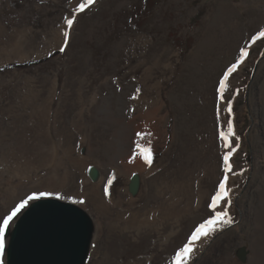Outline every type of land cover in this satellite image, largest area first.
<instances>
[{"label": "rangeland", "instance_id": "obj_1", "mask_svg": "<svg viewBox=\"0 0 264 264\" xmlns=\"http://www.w3.org/2000/svg\"><path fill=\"white\" fill-rule=\"evenodd\" d=\"M84 3L0 0V226L44 194L92 218L87 264H171L227 177L186 264H264V0Z\"/></svg>", "mask_w": 264, "mask_h": 264}, {"label": "water", "instance_id": "obj_2", "mask_svg": "<svg viewBox=\"0 0 264 264\" xmlns=\"http://www.w3.org/2000/svg\"><path fill=\"white\" fill-rule=\"evenodd\" d=\"M98 172L94 171V178ZM139 186L135 178L133 191ZM6 229V264H87L95 225L77 205L34 195ZM247 248L238 256L246 262Z\"/></svg>", "mask_w": 264, "mask_h": 264}, {"label": "snow or ice", "instance_id": "obj_3", "mask_svg": "<svg viewBox=\"0 0 264 264\" xmlns=\"http://www.w3.org/2000/svg\"><path fill=\"white\" fill-rule=\"evenodd\" d=\"M92 3H94V0H85V3L79 6L80 11H83L86 5H91ZM73 22L74 21L72 19H68L67 20L68 26L71 27ZM259 35L261 37H264V31H261ZM64 36L67 37L68 33L65 32ZM60 51H64V49L61 48ZM236 67L237 65L233 64V66L228 70V73L231 74L236 69ZM227 79H228V76L226 75L224 80L226 81ZM225 90H226V85L224 81H221L220 82L221 94H223ZM229 112H231L230 108H229ZM227 127H228L227 134L223 132L220 133L221 139L225 140L226 142L229 140L230 136H234V129L230 121L228 122ZM141 154L144 156L145 163L150 165L151 164L150 156L144 152H142ZM224 166H225L226 172L231 171V165L229 163V156L224 157ZM218 187H219V190L217 191L216 195L211 198L212 203L210 205L213 212L215 213L214 218L200 225V227L196 229L191 240L184 247H182V249L179 252L176 253V264H186V261L189 258V254L193 251L192 242L200 239L201 237H206L209 233L215 231V225L217 223H223L225 225L232 224L233 221L228 211L226 210L217 211V207L221 204V201H227L228 206L229 207L231 206V199H230L229 191L227 188V177H225L224 181L219 183ZM33 198L34 197H30V199H33ZM25 203H27V201H25ZM23 206H24L23 204L20 205V207H23ZM19 210L20 208H16V210L12 212V215H9L6 219H4L3 225L0 226V254H2L3 247H4L3 233L8 228L9 222L13 219V216H15Z\"/></svg>", "mask_w": 264, "mask_h": 264}, {"label": "bare ground", "instance_id": "obj_4", "mask_svg": "<svg viewBox=\"0 0 264 264\" xmlns=\"http://www.w3.org/2000/svg\"><path fill=\"white\" fill-rule=\"evenodd\" d=\"M1 29H2V28H0V30H1ZM2 32H3V31H1V33H2ZM12 35H13V34H12ZM3 37H4V36H3ZM4 38H5V37H4ZM4 38H2V39L4 40ZM7 41H8V42H11V40H8V39H7ZM3 42H4V41H3ZM3 42H2V43H3ZM4 43H5V42H4ZM3 45H4V44H3ZM5 46H7V45L5 44ZM14 46H15V45H14ZM1 49H2V48H1ZM3 49H4V47H3ZM3 49H2V50H3ZM158 134H159V132H157V130L153 132L152 137H151V143L154 142V141H156V139L158 138ZM14 135H15V134H14ZM156 135H157V136H156ZM148 139H149V138H148ZM34 141H35V140H34ZM31 142H32V141H31ZM36 147H37V146H36ZM34 152H35V151H34ZM144 153H146V154L149 155L148 152H145V151H144ZM141 156H142L141 158L143 159V161H142V162H139V161H140V160H139V161L136 163V166H137V168H138L139 170H146L147 168H149V166H148L147 163H145L144 156H143L142 154H141ZM139 157H140V156H139ZM47 160H48V159H47ZM37 161H38V160H37ZM80 161H81V160H80ZM44 162H45V161H44ZM32 165H33V164H32ZM35 165H37V164H35ZM30 166H31V165H30ZM26 168H27V167H26ZM50 177H51V176H50ZM70 177H71V176H70ZM72 178H73V177H72ZM47 186H48V185H47ZM6 192H7V191H6ZM85 192H86V191H85ZM104 196H105V195H104ZM131 203H132V202H131ZM163 209H164V208H163ZM163 209L160 210V213H163L164 215H167V211H166V210L164 211ZM148 210H149V209H148ZM98 212H99V211H98ZM142 212H143V211H142ZM160 213H159V214H160ZM168 213H169V212H168ZM173 214H174V215H178V214H179V211H177V210H176V211H173ZM156 215H157V214H156ZM179 215H180V214H179ZM135 216H136V215H135ZM157 216H158V215H157ZM160 216H161V215H160ZM162 216H163V215H162ZM135 219H137V218L134 217L133 222L136 221ZM159 219H160V218H159ZM164 219H165V218H164ZM12 223H13V222H12ZM129 223H130V221H129ZM11 225H12V224H11ZM209 234H210V233H209ZM209 234H208V235H209ZM208 235H207V236H208ZM207 236H206V237H207ZM206 237H201L200 239H198V240L192 242V248H193V251L189 254V258L187 259L186 262H188V261L190 260V258L192 257L191 255L195 253V252H194L195 249L198 250L199 247H201L200 245H201L202 241H204V240H202V239H204V238H206ZM201 240H202V241H201ZM200 241H201V242H200ZM199 242H200V243H199ZM205 244H206V243H205ZM184 246H185V245H184ZM193 252H194V253H193ZM0 255H1V256H0V258H1V259H0V264H6L5 261H4V259H3V258H4V255H2V254H0ZM190 256H191V257H190ZM173 257H174V256H173ZM173 257H172L173 260H172V263H171V264H176V256H175L174 258H173ZM128 264H129V263H128Z\"/></svg>", "mask_w": 264, "mask_h": 264}, {"label": "trees", "instance_id": "obj_5", "mask_svg": "<svg viewBox=\"0 0 264 264\" xmlns=\"http://www.w3.org/2000/svg\"><path fill=\"white\" fill-rule=\"evenodd\" d=\"M30 64H33V63H28L27 65H30ZM23 64H16V65H9V67H11V66H19V67H21ZM24 66H26V64H24Z\"/></svg>", "mask_w": 264, "mask_h": 264}, {"label": "crops", "instance_id": "obj_6", "mask_svg": "<svg viewBox=\"0 0 264 264\" xmlns=\"http://www.w3.org/2000/svg\"><path fill=\"white\" fill-rule=\"evenodd\" d=\"M33 132H34V131H33V129H32V133H33ZM31 138H32V137H31ZM32 139H34V138H32ZM32 139H29V140H32ZM209 235H212V234L210 233ZM201 241H202V240H201ZM201 241H200V242H201ZM200 242H199V243H200ZM182 247H184V246H182ZM181 249H182V248H181Z\"/></svg>", "mask_w": 264, "mask_h": 264}]
</instances>
